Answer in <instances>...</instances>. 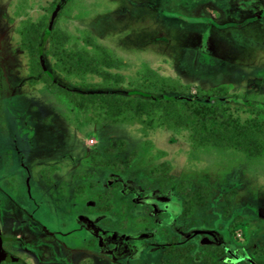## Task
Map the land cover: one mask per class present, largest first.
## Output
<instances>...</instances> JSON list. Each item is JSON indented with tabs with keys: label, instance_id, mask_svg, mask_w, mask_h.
Returning <instances> with one entry per match:
<instances>
[{
	"label": "rangeland",
	"instance_id": "1",
	"mask_svg": "<svg viewBox=\"0 0 264 264\" xmlns=\"http://www.w3.org/2000/svg\"><path fill=\"white\" fill-rule=\"evenodd\" d=\"M218 84L264 104V0H0V264H264V134L170 100Z\"/></svg>",
	"mask_w": 264,
	"mask_h": 264
},
{
	"label": "trees",
	"instance_id": "2",
	"mask_svg": "<svg viewBox=\"0 0 264 264\" xmlns=\"http://www.w3.org/2000/svg\"><path fill=\"white\" fill-rule=\"evenodd\" d=\"M188 87L192 86L191 84H187ZM230 86L227 84H218L216 86H212L208 88L207 90H201L206 93L205 97H210L209 100H197L195 98H186V99H175L170 98L183 112H186L190 119L187 120V123H191V119H197V120H204L203 124L204 130H216L220 127H226L229 125H242L248 129L252 130H258L261 131L264 134V104H257L253 103L250 107H248V110L250 111V114L247 118L241 122L238 119V116H235L232 112H229L226 108L227 105L224 104V102L221 100V96L227 95L229 92ZM150 98V97H149ZM150 101L154 104L152 108H150L147 111V122L150 126H152L157 120L159 116L157 115L158 110H162V105L160 104L162 102L161 97H155L151 98ZM131 115L135 116V112L132 111ZM163 115V114H162ZM165 116V115H164ZM126 121L131 120V118H127V116H121V118L115 117V121ZM108 162V161H107ZM131 162L130 158L127 160V164ZM47 181L51 184L52 179L49 176H46ZM201 188H197L194 191H192V195H197V197L194 199H191L189 202H187L186 208L189 209L194 203L199 204H205L206 200H204L202 197L203 195L200 194ZM104 209V207H101ZM209 246H207L208 248ZM175 249H182L186 250L187 248H179L174 247ZM220 248V249H219ZM215 250V254L212 256L208 255L207 251L198 252L202 256L206 258H210V260L216 262L217 264H220L217 262L216 258L217 256L221 255L224 252V247H219ZM174 249V250H175ZM216 256V257H215Z\"/></svg>",
	"mask_w": 264,
	"mask_h": 264
},
{
	"label": "water",
	"instance_id": "3",
	"mask_svg": "<svg viewBox=\"0 0 264 264\" xmlns=\"http://www.w3.org/2000/svg\"><path fill=\"white\" fill-rule=\"evenodd\" d=\"M7 239V237L3 234L1 226H0V262L2 261H14L15 257L10 256L4 249L3 243Z\"/></svg>",
	"mask_w": 264,
	"mask_h": 264
},
{
	"label": "flooded vegetation",
	"instance_id": "4",
	"mask_svg": "<svg viewBox=\"0 0 264 264\" xmlns=\"http://www.w3.org/2000/svg\"><path fill=\"white\" fill-rule=\"evenodd\" d=\"M6 237H7V236H6ZM7 239H8V237H7ZM7 239H6V240H7ZM2 262H4V261H2Z\"/></svg>",
	"mask_w": 264,
	"mask_h": 264
}]
</instances>
